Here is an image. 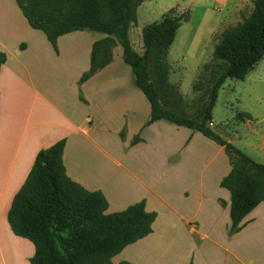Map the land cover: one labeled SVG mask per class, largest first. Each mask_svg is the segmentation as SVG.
Wrapping results in <instances>:
<instances>
[{
	"label": "trees",
	"instance_id": "obj_1",
	"mask_svg": "<svg viewBox=\"0 0 264 264\" xmlns=\"http://www.w3.org/2000/svg\"><path fill=\"white\" fill-rule=\"evenodd\" d=\"M144 1L14 0L28 26L42 32L54 51L63 35L90 32L102 37L92 45L89 70L80 83L108 66L114 48L120 47L122 61L149 105V119L143 128L163 121L199 133L223 148L230 171L219 186L229 193L228 233L233 236L241 230L242 221L264 203V164L254 162L213 133L208 124L225 82L244 80L264 57V0H252L251 13L220 34L212 62L203 66L202 80L192 86L193 92H201L197 119L182 110L184 99L179 88L170 85V67L165 62L189 12L177 16L172 9L158 22L145 25L140 55L131 45L129 30ZM5 62L6 55L0 51V69ZM237 118L251 119L248 114H238ZM120 137L123 139V132ZM139 142L141 139L135 136L130 146ZM64 147L65 139H61L37 153L8 210L9 229L32 244L34 253L29 264H113L112 259L125 248L152 233L157 215L145 210L144 200L108 214V203L101 192L87 191L67 176Z\"/></svg>",
	"mask_w": 264,
	"mask_h": 264
},
{
	"label": "crops",
	"instance_id": "obj_2",
	"mask_svg": "<svg viewBox=\"0 0 264 264\" xmlns=\"http://www.w3.org/2000/svg\"><path fill=\"white\" fill-rule=\"evenodd\" d=\"M208 1L217 6L212 9L209 6L200 7L203 11L202 20L205 18L214 22V27L208 35L209 43L201 50L209 46L213 50L220 34L224 31L217 33L220 26L229 23L231 18L239 16L243 10L241 7L243 0ZM179 2L186 4L190 12L189 20L193 12L191 7L199 8L202 3L201 0H173L165 7V3L159 0H146L140 8L145 9L148 6L146 15H158V10L162 9L160 12L162 17ZM15 7L17 6L14 0H0V51L6 55V62L0 69V264H25L33 256L32 244L11 233L7 223V213L39 151L65 139L62 159L67 176L87 191L101 192L108 203V214L121 212L142 200L145 202V210L152 212L150 201L155 186L151 182L144 184L134 178L122 164L112 159L101 147L106 149L107 145L111 146L112 132L119 137L123 132L124 138H120L124 142L129 140V146L132 138L138 136L141 142L130 146L135 149L141 145H149L152 142L150 134L154 132L158 134L160 124L173 127L169 123L158 121L143 128L149 119V105L134 85V77L130 69L125 68L121 63L119 68H113L118 47L114 48L113 59L108 66L84 83H80L82 75L89 70L92 45L102 37L90 32L63 35L58 38L57 51H54L42 32L31 29L25 19L21 21ZM1 9H5L6 12L3 14V22ZM133 26L134 24L129 30V39ZM177 33L173 44L177 42ZM140 34L138 31L139 36ZM215 34H218V37L212 42ZM193 37L195 44L199 38L198 34ZM21 45H24L23 50L20 49ZM177 50H174L175 53ZM136 52L141 55L143 48ZM263 62L264 57L244 78V80L250 77L253 79L255 76V81L259 84L258 93L256 96L254 91L252 101L254 105L246 109L248 113H240L248 114L251 119H239L236 116L238 122L234 129L236 140L230 141L256 163L264 161V126H262L264 107L260 110L257 108L264 97V64L261 65ZM255 70L257 71L254 73ZM59 73L68 76V90L63 94L59 85L54 83L58 80ZM181 95L183 97V94ZM114 124L118 125L115 130L111 127ZM174 127L177 128V132L184 135L183 148L186 149L196 132L183 127ZM208 127L213 132L215 127L213 118ZM94 140L99 141L101 147L96 145ZM225 165L223 176L217 182L218 186L230 171V166ZM141 187H143L142 191ZM139 190L140 195L137 193ZM201 196H205L203 184ZM224 198H228L225 193L217 196L215 203ZM229 204H226L225 215L220 209V216L224 217V220ZM263 205L264 203L259 204L242 221L241 230L231 236L233 240L252 229L255 221L253 215L259 208L264 211ZM157 218L158 216L156 220ZM214 219L216 218L208 219L203 226L208 229L216 226ZM203 226L199 221L194 222L192 228L200 230ZM225 226L228 230V224ZM9 250L12 252L7 255ZM24 250L27 256L24 255L25 260L22 263L18 260V252L22 255ZM119 255L112 259L113 264L123 262ZM117 258L119 261L115 263L114 260Z\"/></svg>",
	"mask_w": 264,
	"mask_h": 264
},
{
	"label": "rangeland",
	"instance_id": "obj_3",
	"mask_svg": "<svg viewBox=\"0 0 264 264\" xmlns=\"http://www.w3.org/2000/svg\"><path fill=\"white\" fill-rule=\"evenodd\" d=\"M159 1L165 3V7L173 2V0ZM201 2L199 8L191 7L193 11L191 19L181 25L177 33V42L175 41L165 57V62L170 67V85L178 87L179 92L183 94L182 110L192 119H197L201 106L199 103L201 92H193L192 86L202 80L203 66L212 62L213 52L210 46L201 50L209 43L208 35L214 27V22L205 18L202 20L203 11L200 7L209 6L212 9L217 6L208 0ZM147 7L145 9L138 7L136 22L131 28L130 42L135 51L142 48V38L141 34L138 35V31L141 33L142 27L158 22L159 18L168 12L162 17L160 15L162 9L158 10V15H146ZM241 7L243 10L239 16L231 18L229 23L220 26L217 33L234 27L242 18L247 17L252 10V0H243ZM172 9L177 16L189 12L186 4L181 2L170 10ZM15 10L21 21H25L18 7H15ZM4 11L5 9H1L2 22L3 14L6 13ZM196 33L199 38L194 44L192 39ZM217 37L218 34H215L212 42ZM117 49L119 53L116 52L113 68H119L121 63L129 69L122 62L121 49L119 47ZM174 50L177 52L175 53ZM263 64L264 62L261 65ZM67 78L65 74L59 73L58 80L54 81L59 85L62 94L68 90ZM258 86L255 76L253 79L251 77L245 80L229 79L225 82L212 111L215 125L213 133L228 143L236 140L234 129L238 122L235 118L240 113H248L246 109L254 105L252 103L254 91L257 96ZM263 107L264 97L257 108L260 110ZM117 126L114 124L111 127L115 130ZM158 127V134L157 132L150 134L152 142L149 145H141L135 149L129 146V140L124 142L115 132H112L113 143L111 146L107 145L106 149L101 147L99 141L94 140L96 145L122 164L134 178L144 184L151 182L155 186L150 207L158 218L153 225L152 233L126 248L118 257L131 264H264L262 208L253 215L255 221L252 229L234 240L225 226V224L229 226L230 223L228 211L225 220L220 216V209L225 215L226 204L230 201L228 192L217 185L218 180L223 176L224 164L226 167L230 166L223 148L195 133L190 146L184 149V135L177 132V128L162 124ZM259 163L264 164V161ZM202 184L205 192L203 197ZM140 190L142 191L143 187ZM140 190L137 192L139 195ZM222 193L228 198L220 199L215 203V198L222 196ZM212 218L217 219H214L216 226L209 229L204 227V223ZM188 220L189 223H186ZM199 221L202 226L204 225L203 228L200 230L192 228L194 222ZM25 251H22V255L18 252V260L22 263L25 260L24 255L27 256ZM8 252L7 255L12 250ZM118 261V258L114 260L115 263Z\"/></svg>",
	"mask_w": 264,
	"mask_h": 264
}]
</instances>
